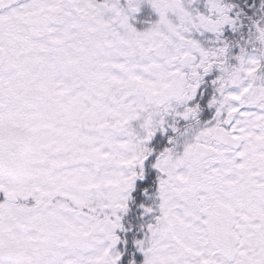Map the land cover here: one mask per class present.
Here are the masks:
<instances>
[{"label":"snow or ice","instance_id":"6c2138e0","mask_svg":"<svg viewBox=\"0 0 264 264\" xmlns=\"http://www.w3.org/2000/svg\"><path fill=\"white\" fill-rule=\"evenodd\" d=\"M0 264H264V0H0Z\"/></svg>","mask_w":264,"mask_h":264},{"label":"flooded vegetation","instance_id":"af4514ba","mask_svg":"<svg viewBox=\"0 0 264 264\" xmlns=\"http://www.w3.org/2000/svg\"><path fill=\"white\" fill-rule=\"evenodd\" d=\"M142 16L144 17H147L149 15L153 16L154 17V13L152 12L150 6H148L147 4L143 5L142 7V13H141Z\"/></svg>","mask_w":264,"mask_h":264}]
</instances>
